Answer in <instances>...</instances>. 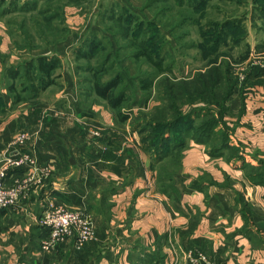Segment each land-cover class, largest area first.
<instances>
[{
  "label": "crops",
  "instance_id": "0c3cea01",
  "mask_svg": "<svg viewBox=\"0 0 264 264\" xmlns=\"http://www.w3.org/2000/svg\"><path fill=\"white\" fill-rule=\"evenodd\" d=\"M85 1L65 5L66 50L56 48L59 42L38 51L60 57L55 83L15 103L5 78L6 65L16 61L10 16L0 15V152L31 153L50 169L41 180H27L25 169L8 171L6 183L23 189L15 205L0 210V264H173L174 257L188 264L182 255L188 249L216 264H264V183L249 178V165L264 171V24L250 34L244 23L245 53L230 58L237 83L224 120L229 144L242 158L209 155L206 145L188 139L177 168L170 156L154 161L142 149L134 128L138 112L122 109L120 120L92 90L79 62L71 68L70 40L78 36L71 24L86 19L78 10ZM22 132L27 138L13 143ZM49 202L87 214L94 239L77 246L68 238L41 249L46 228L39 218Z\"/></svg>",
  "mask_w": 264,
  "mask_h": 264
},
{
  "label": "trees",
  "instance_id": "16d2710c",
  "mask_svg": "<svg viewBox=\"0 0 264 264\" xmlns=\"http://www.w3.org/2000/svg\"><path fill=\"white\" fill-rule=\"evenodd\" d=\"M76 1L78 0H8L4 4L5 0H0V15L9 14L10 16L7 20V31L13 40L11 49L14 52H16L15 49L23 50V52L26 50L38 52L64 40L70 32V28L64 21V8L68 2ZM256 10L260 9L257 7ZM262 10L264 12V8ZM16 13L24 15L21 18L12 16ZM15 23L18 24V28L15 27ZM214 26L218 28L208 33L213 37L212 42L208 40L204 44L214 46L211 52L215 56L220 55L219 62H210V66L197 69L193 75L183 77V81L165 75L163 79L166 80V91L163 93L162 100L166 102L153 105L149 112L139 111L135 117L134 128H138L141 134V147L145 152L153 155L154 161L170 156L173 166L178 168L179 149L188 139L206 145L209 155L214 156L225 152L230 157L242 158L239 149L229 144L230 127L224 117L228 113L227 102L237 83V77L231 70L229 53L231 49L241 45L246 34V27L241 17H232ZM51 36H53L52 39H50ZM48 40L52 43L46 42ZM94 40L92 37L84 39L74 47V51L79 60L82 58L90 60L95 57L96 64L93 66L79 63L78 67L89 73L88 75L85 72L87 74L85 77L91 82L92 90L98 97L105 100L106 106L122 120L126 116L122 114L121 108L128 99L126 91L121 87L123 77L120 70L116 68L107 78L105 65L108 58L105 59V53L95 50L99 47ZM222 46H226L227 49H222ZM150 48L149 43L141 41L133 51L132 57L135 61L142 59L153 66L156 76L162 77V74L168 72L171 67L169 65L170 68L167 69L163 63L164 58L158 56L155 58ZM217 52L220 54L218 55ZM32 55L35 57L26 58L19 64L16 59L17 61L5 67L7 89L14 103L38 97L59 77L57 70L61 66V59L57 54ZM19 68L27 74L25 89L22 92L15 91L12 82L18 75ZM137 69L139 72L136 78L139 88L145 100H148L155 83L154 76L141 71L140 66ZM180 100L181 103H179ZM183 104H186L187 108L182 109L180 106ZM200 118L204 121L197 123V119ZM219 125H222V128L218 127ZM215 128L220 129L215 131ZM249 168L252 171L249 175L251 181L264 183V171L251 165ZM193 184L196 185V182Z\"/></svg>",
  "mask_w": 264,
  "mask_h": 264
},
{
  "label": "rangeland",
  "instance_id": "374dc122",
  "mask_svg": "<svg viewBox=\"0 0 264 264\" xmlns=\"http://www.w3.org/2000/svg\"><path fill=\"white\" fill-rule=\"evenodd\" d=\"M193 5H196V7H193ZM257 7L260 10H256ZM94 8L97 12L95 16H91L89 23H87V16L91 14ZM263 8L264 0H87L78 9L86 19L82 24H71L72 29L75 30V35L78 36H74L70 43L75 47L88 37L94 38V42L98 43L100 48L95 50L105 53V59L108 58L107 64L105 63L107 78L112 75L116 68L120 70L123 77L121 87L126 91L128 99H126L121 109L128 112L144 111L146 113L151 111L153 105H161L166 102V100H162L163 93L166 91V80L163 79L166 77L165 75L183 81L185 77L193 75L197 69L210 66V62H219L220 52H217L219 56H215L211 52L214 46L204 44L208 40L212 42L213 37L209 36L208 33L218 28L214 24L224 23L226 19L232 17H241L249 33L252 34L256 30L255 27L264 24ZM23 15L22 13H16L12 16L21 18ZM14 25L18 28L17 23ZM99 29L102 30V33H99ZM76 32L79 33L76 34ZM255 34H259V30ZM253 36L249 40H252ZM52 38L53 36L50 37V39ZM141 41L149 43L155 58L157 56L164 58L163 63L167 69L171 67L168 72L162 74V77H160L161 75L156 76L153 66L142 59L135 61L132 57L133 51ZM46 42L52 43L51 40ZM61 42V46L56 48L65 51L69 43L66 44L65 39ZM246 47L242 44L236 50L234 49L231 58H240L244 55ZM224 48L227 49L226 46H222V49ZM50 49H46L44 52H48ZM15 51L12 55H14L15 60H18H16L18 64L25 61L26 58L35 57L32 54L38 53L27 50L23 52V50L16 49ZM69 52L73 57L72 62L74 65L71 66L72 69L75 68L76 61L84 63V65L86 63L93 66L96 64L95 57L90 60L83 58L79 60L76 57V52L71 47ZM73 54H75V59ZM109 65L111 66L109 67ZM139 66L141 71L151 73L154 76L155 83L148 100H145L136 78L139 72L137 67ZM83 75L87 74L84 73ZM83 75L81 79L84 80ZM26 80L27 74L19 68L18 75L12 81L15 91L22 92L25 89ZM134 99L137 100L133 102ZM181 102L180 100L179 103ZM180 107L182 109L187 108L186 104ZM107 109L111 110L110 108ZM202 121H204L202 118L197 119V123ZM218 127L222 128V125ZM217 128H215V131L220 129Z\"/></svg>",
  "mask_w": 264,
  "mask_h": 264
},
{
  "label": "built area",
  "instance_id": "2783aa9c",
  "mask_svg": "<svg viewBox=\"0 0 264 264\" xmlns=\"http://www.w3.org/2000/svg\"><path fill=\"white\" fill-rule=\"evenodd\" d=\"M27 138L26 133H18L13 143L20 144ZM11 169H25L27 180L40 179L47 176L50 169L40 167L35 156L28 152L11 154L0 152V210L15 205L21 196L23 185L16 183L8 185L6 177ZM39 223L46 228L45 236L40 241V248L48 251L56 248L68 238H73L77 246L94 239L95 229L91 218L82 211L69 209L62 205L49 202L39 218ZM188 264H215L204 252L198 249H188L182 252ZM178 257H174L173 264H177Z\"/></svg>",
  "mask_w": 264,
  "mask_h": 264
}]
</instances>
